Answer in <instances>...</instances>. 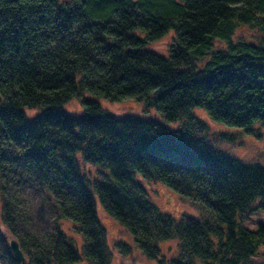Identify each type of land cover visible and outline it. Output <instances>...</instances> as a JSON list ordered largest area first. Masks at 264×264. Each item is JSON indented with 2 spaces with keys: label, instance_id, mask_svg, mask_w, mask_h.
<instances>
[{
  "label": "trees",
  "instance_id": "1",
  "mask_svg": "<svg viewBox=\"0 0 264 264\" xmlns=\"http://www.w3.org/2000/svg\"><path fill=\"white\" fill-rule=\"evenodd\" d=\"M239 27L248 38L236 36ZM167 34L165 55L147 48ZM88 94L135 99L159 120L114 117ZM73 99L80 116L62 111ZM194 107L247 131L264 126V0H0L2 263L109 264L97 200L158 264H256L264 168L206 145L209 126ZM79 160L100 173L81 172ZM144 181L199 213L161 212ZM28 188L45 195L51 215L41 233L25 205ZM7 235L25 262L13 259ZM167 240L177 242L168 261L159 248Z\"/></svg>",
  "mask_w": 264,
  "mask_h": 264
},
{
  "label": "rangeland",
  "instance_id": "2",
  "mask_svg": "<svg viewBox=\"0 0 264 264\" xmlns=\"http://www.w3.org/2000/svg\"><path fill=\"white\" fill-rule=\"evenodd\" d=\"M251 31L247 27H239L236 36H244L248 38ZM171 40V34H167L160 40L150 43L147 48L161 55H165L167 47ZM99 102L101 108L108 114L120 118L124 116L150 117L159 120V115L154 110L146 108L142 103L135 99H123L118 102H110L104 98H97L87 95ZM35 110H27L29 115L37 113ZM62 111L68 116L76 117L82 114L80 99H73L62 106ZM193 115L204 120L209 126L208 131L202 135L206 145L219 151L224 156L238 160L242 163H255L264 168V126L256 122L251 126V131L244 128L229 126L221 122L212 120L201 107H194L190 110ZM171 129L178 126V122L167 123ZM81 172L95 177L100 173V167L79 160ZM145 190L150 196L151 202L164 213H168L174 218H179L182 214L187 213L197 215L199 210L188 200L181 197L175 191L167 188L160 182H143ZM27 209L33 215L31 225L36 232L50 228L51 215L47 213L44 198L45 195L40 194L33 189H29L25 193ZM96 211L98 218L105 229L106 242L111 251L109 264H158L155 260L145 256L134 244L131 235L116 220L109 216L96 200ZM257 214L251 216V220L255 219ZM50 226V227H49ZM5 229V227L3 226ZM63 228L67 234L72 237L80 250V242L82 239L71 228L70 222L63 223ZM6 231L4 230V233ZM8 239H11L8 236ZM9 241V240H8ZM125 243V245H124ZM161 254L168 261L172 255L177 254V242L175 240H167L159 243ZM256 264H264V249H260L258 254L252 258ZM0 264H3L0 260ZM75 264H87L86 261H80Z\"/></svg>",
  "mask_w": 264,
  "mask_h": 264
},
{
  "label": "water",
  "instance_id": "3",
  "mask_svg": "<svg viewBox=\"0 0 264 264\" xmlns=\"http://www.w3.org/2000/svg\"><path fill=\"white\" fill-rule=\"evenodd\" d=\"M8 248L15 261L25 262V257L19 248L18 242L15 239H9Z\"/></svg>",
  "mask_w": 264,
  "mask_h": 264
}]
</instances>
